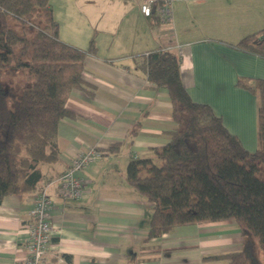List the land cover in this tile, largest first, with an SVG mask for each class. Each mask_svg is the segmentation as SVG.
<instances>
[{
  "label": "crops",
  "instance_id": "1",
  "mask_svg": "<svg viewBox=\"0 0 264 264\" xmlns=\"http://www.w3.org/2000/svg\"><path fill=\"white\" fill-rule=\"evenodd\" d=\"M142 3L50 1L60 39L86 50L95 36L97 52L87 55L83 75L94 94L71 92L66 107L76 117L60 121L58 160L40 165V190L47 187L54 203L46 264H202L205 256L243 245L232 220L180 226L146 242L152 204L127 183L126 173L131 160L156 158L154 148L168 144L176 126L168 91L156 88L138 64L159 49L181 57L182 82L191 98L210 105L247 150L258 149L259 98L238 82L264 78V58L236 44L264 27V0H173L168 23L157 7L144 14ZM113 144L119 145L116 153L108 150ZM90 148L103 157L80 173L86 195L61 198L55 181L77 153ZM38 192L10 195L0 203V264H22Z\"/></svg>",
  "mask_w": 264,
  "mask_h": 264
},
{
  "label": "trees",
  "instance_id": "2",
  "mask_svg": "<svg viewBox=\"0 0 264 264\" xmlns=\"http://www.w3.org/2000/svg\"><path fill=\"white\" fill-rule=\"evenodd\" d=\"M50 1L0 0V203L40 191V165L59 157L60 121L76 117L66 107L71 92L94 94L83 75L87 55L97 52L95 36L86 50L62 41ZM236 47L264 58V27ZM138 64L168 91L176 124L168 144L154 148L156 158L127 167V183L152 204L146 242L180 226L232 220L241 249L205 256L202 264H248L254 243L264 252V78L238 82L259 98V147L249 151L210 105L191 98L177 52L154 50Z\"/></svg>",
  "mask_w": 264,
  "mask_h": 264
},
{
  "label": "built area",
  "instance_id": "3",
  "mask_svg": "<svg viewBox=\"0 0 264 264\" xmlns=\"http://www.w3.org/2000/svg\"><path fill=\"white\" fill-rule=\"evenodd\" d=\"M173 0H143L141 10L150 15L157 7L162 22L168 23L172 17ZM103 153L94 148L80 151L72 159L68 171L55 181L58 193L63 199L80 200L87 192L86 178L80 175L90 164L100 160ZM53 200L49 197L47 187L41 189L30 209L26 227L22 264H46L47 253L52 242L54 226L51 222Z\"/></svg>",
  "mask_w": 264,
  "mask_h": 264
},
{
  "label": "rangeland",
  "instance_id": "4",
  "mask_svg": "<svg viewBox=\"0 0 264 264\" xmlns=\"http://www.w3.org/2000/svg\"><path fill=\"white\" fill-rule=\"evenodd\" d=\"M264 177V175H262ZM248 264H264V252L256 243L253 244V251L248 260Z\"/></svg>",
  "mask_w": 264,
  "mask_h": 264
}]
</instances>
